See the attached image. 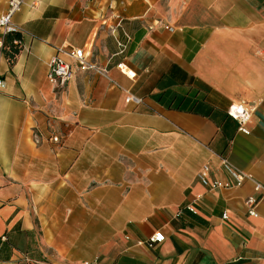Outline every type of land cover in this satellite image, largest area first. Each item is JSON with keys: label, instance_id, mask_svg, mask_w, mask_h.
<instances>
[{"label": "crops", "instance_id": "1", "mask_svg": "<svg viewBox=\"0 0 264 264\" xmlns=\"http://www.w3.org/2000/svg\"><path fill=\"white\" fill-rule=\"evenodd\" d=\"M15 22L14 62L0 49V264H264V0H26ZM62 46L106 74L71 61L52 82ZM224 157L249 178L205 186L206 165L235 183Z\"/></svg>", "mask_w": 264, "mask_h": 264}, {"label": "built area", "instance_id": "2", "mask_svg": "<svg viewBox=\"0 0 264 264\" xmlns=\"http://www.w3.org/2000/svg\"><path fill=\"white\" fill-rule=\"evenodd\" d=\"M26 0H0V3H3V6L0 10V49L4 50L6 47V38L9 35H21L22 29L15 22V16L22 10L23 5ZM22 39L15 38V45H22ZM121 46H124L120 43ZM75 62L79 67L91 70H97L101 73L106 74V69L100 68L97 64L92 63L88 60V54L84 48H74V47H58L56 54L52 57L49 64L48 77L59 85H65L73 74V64ZM117 67L126 74L128 77L134 79L137 76V72L135 69L131 68L127 63L121 62L117 65ZM5 81L0 74V90L4 87ZM126 101L128 103H134L139 105L143 102V98L134 94H130ZM228 113L239 123V129L244 132H249L247 130L246 124L251 117V111L243 106V105H232L228 109ZM59 136H52L51 140L53 142L59 141ZM224 165L231 171L233 176L235 177V183L231 184L228 182H222L219 180H210L209 172L210 167L206 165L203 170L199 174L200 181L205 185L210 187L211 189H218L221 187H233L240 186L246 178H249V175L244 171L236 169L230 162L227 157L223 158ZM262 185L260 183H256V188H260ZM247 203H255L254 199H249ZM192 211H195L193 205L189 206ZM251 215H257L255 211V204H253L251 210ZM224 218H227L225 215ZM166 239L165 234L162 231H157L153 234V236L149 239L148 245L150 247H154L157 244L163 243Z\"/></svg>", "mask_w": 264, "mask_h": 264}, {"label": "trees", "instance_id": "3", "mask_svg": "<svg viewBox=\"0 0 264 264\" xmlns=\"http://www.w3.org/2000/svg\"><path fill=\"white\" fill-rule=\"evenodd\" d=\"M15 38H18V39H22V36L21 35H9L7 38H6V47H5V55L6 57L9 59V61L11 63L14 62L17 54L20 52L21 48H22V45H15L14 44V39Z\"/></svg>", "mask_w": 264, "mask_h": 264}]
</instances>
